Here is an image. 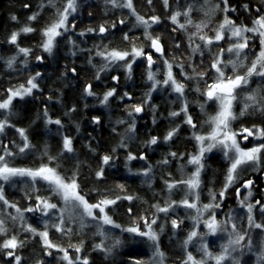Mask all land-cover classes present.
I'll return each instance as SVG.
<instances>
[{
  "label": "trees",
  "instance_id": "obj_1",
  "mask_svg": "<svg viewBox=\"0 0 264 264\" xmlns=\"http://www.w3.org/2000/svg\"><path fill=\"white\" fill-rule=\"evenodd\" d=\"M65 2L66 0H53L50 4L49 0H0V99L8 94L7 89L17 85L24 77L32 76L34 73L44 76L39 79L38 90L22 99L13 100L12 115L8 118L15 128L7 127L5 132L0 134V142H2L0 154H3V146L7 145L11 152L16 153L15 156L6 157L10 166L23 168H36L42 163L49 164L48 157H56L51 161L50 166L56 167L66 177L76 172L80 190L90 202L101 200L105 195L111 199L116 196L134 197L132 200H118L116 204L107 207V214L116 225H120L119 230L104 228L107 238L101 239V236L96 234L95 223L88 222L82 229L76 223L70 226L72 231L68 235L57 232L54 228L48 229L49 238L55 244L67 248L70 244L78 245L83 242L82 258L86 257L89 264H134L143 259L147 261L154 247L153 243L148 242L145 246L131 244L129 238L131 240H143V238L125 233L123 229L134 225L135 221H141V217L149 219L155 214L163 229L162 232L161 228L158 230L160 248L166 253L169 261L181 262L180 258L184 256L187 249L181 247L180 250L166 243L167 239L173 236L172 234L177 233L179 240L183 241L185 234L189 232L188 221L182 219L184 211L177 204L176 209L167 213L157 212L154 205L166 207L170 201L179 202L182 197L175 190L172 195H170L171 191H168L169 182L180 180V177L170 170L189 160V156L196 147L193 130L196 128L201 130V123L204 121L203 125H208L205 114L209 110L208 115L211 116L213 111L211 105L204 111L206 97L203 91L206 84H210L215 79V71L211 68L215 54L221 48H226L229 43L228 33L225 34L224 40L214 42L207 48L198 36L193 37L190 43L189 36L196 31L195 24L201 21L207 22L206 29H210L223 20L225 15L238 25L252 27L253 21L258 16L264 15V9H262L264 0H228L226 13L222 11L225 5L221 0H169L167 8L163 5V0H152L151 4L147 0H133L135 11L139 15L144 17L155 15L160 18L159 23L153 25L149 32L152 36H158L163 42L164 55L169 54L171 48L173 50L171 53L174 56L172 63L174 62L175 78L185 84L188 111L196 125L193 128L187 123L178 125L184 119L183 114H180L178 118L169 117L171 112L179 109L178 103L172 105V108L162 107L154 112L145 105L142 115L132 112V106L141 105L149 91L147 72L144 68L138 67L139 63L136 65L137 68L134 66L131 82L123 81L124 76L121 70L112 69L105 76H100L103 62L102 57L97 55L98 52H107L112 49L126 50L128 45L135 42L141 43L145 52L149 51L150 41L145 37V29L137 25L135 16L128 8L113 5L114 8L111 10L109 0L84 1L79 12L75 14L74 20L70 21L75 25V30L77 28L80 30L71 34L76 43L73 50L74 57L68 54L71 51L70 46L66 44L68 34L58 38L57 44L61 43V46L54 48L53 54H44L41 46L44 42L42 30L56 18V9H62ZM189 5L193 8L191 12L193 24L187 25V30L180 29L178 24L170 20V16L176 11L183 12ZM217 5L219 8L216 7ZM36 13H38L37 19L30 21L28 18ZM13 16L16 17L15 20L12 19ZM186 19L183 15L179 17L180 23H184ZM121 20L124 21L123 24L120 23ZM113 24L115 27H112ZM24 26L36 29L32 33L21 34L18 37L19 47L31 50L27 56L18 53L17 44L8 42L11 34L18 32ZM100 26L106 28L105 33L99 32ZM88 29H95V31H88ZM173 29L176 30L173 31ZM81 32L86 34L79 35ZM203 33H206L205 29ZM125 34L129 40L124 39ZM247 35L252 40L250 47L253 45H256V48L260 47L257 34L249 35L248 33ZM196 45H200L203 55L192 51ZM245 54L248 57L246 62H249L251 56L246 50ZM37 55L43 57L42 62L37 60ZM225 55L233 56L228 53ZM11 57L16 59L12 67H9L8 60ZM191 62L192 65H190ZM180 65H183V70L179 67ZM61 71L64 72V76ZM182 71L187 76L183 75ZM199 72H205L207 75L199 79L195 77V73ZM114 76L118 77L117 82ZM88 86H91V95L86 91ZM197 88L200 89L199 92L196 91ZM112 89H115L114 95L109 97L106 103L103 102L104 95ZM157 98L152 100L153 104L158 103ZM202 102H204L203 110L200 108ZM236 108V112L239 113V107ZM6 115L5 110H0V120ZM49 119L53 121L59 119L61 124L48 123ZM253 124L264 127V116L253 113L233 121V127L236 130L241 127H251ZM176 126H180L179 130L167 144L161 146L160 141ZM18 128L27 130L29 140L34 145L33 149L19 153L17 146L22 147L23 141L16 131ZM204 131L205 127L202 128V132ZM65 137L72 140V152H66L63 149ZM152 137H156L160 145L159 150L153 154L150 153L148 146ZM171 153H176V156L170 155ZM130 154L136 159L129 160ZM105 155L112 159L107 165H102V158ZM143 155L145 158L141 159ZM145 160L150 162V167L146 168ZM205 164L211 169L210 173L207 172L203 190L219 194L228 163L219 155H211L206 158ZM101 167L104 169L103 177L97 178L96 172ZM145 171L148 172L147 175L144 174ZM262 175H264V163L260 165L258 171L244 174L237 183L241 184L253 176L257 183L264 187ZM12 184L6 182L3 185L4 196L21 210L33 206L36 202L35 196L39 194L50 197L51 200H58L49 187L40 186L34 192L29 184L20 182ZM118 185H124V189L121 190L117 187ZM235 199L234 189L231 188L223 202L225 214L235 207ZM262 203H264V197ZM13 209L14 207H11L6 212L3 208L0 217L4 221L11 219L12 226L8 229L6 236L17 235L18 239L26 241L24 247L15 249V253L22 258L20 264H38V262L67 264L61 259L62 252L57 249L52 251L46 249L38 235L24 231L27 225L39 231L44 230L36 214L23 211L25 224L21 222L19 214H14ZM129 209L132 211L129 212ZM12 217L16 219L13 220ZM172 220H177L179 226L174 228L171 224ZM181 220L183 223H180ZM241 221L245 223V219ZM54 222H57V219ZM66 224H69L67 220ZM240 229L243 230V228ZM258 232L251 228L249 230L251 239L255 233L259 235ZM6 236L0 235V243L8 239ZM115 239H120L122 243L113 249V256H106L102 250L95 248V245L100 242H104L105 248H108L112 246ZM247 242L246 237L245 244ZM9 250L0 249V264H16L14 258L7 255ZM48 251L52 254L48 255ZM71 251H74L73 248ZM253 256H255L254 253L244 247L240 264L247 262L251 264L254 261Z\"/></svg>",
  "mask_w": 264,
  "mask_h": 264
},
{
  "label": "snow or ice",
  "instance_id": "obj_2",
  "mask_svg": "<svg viewBox=\"0 0 264 264\" xmlns=\"http://www.w3.org/2000/svg\"><path fill=\"white\" fill-rule=\"evenodd\" d=\"M112 4H116L117 0H109ZM149 4L152 3V0H147ZM221 2L225 5V8L222 9L225 13L228 11V0H221ZM49 3L52 4L53 0H49ZM163 5L165 8L169 5V0H163ZM121 7L128 8L132 11V14L135 16L137 25L143 26L145 29V37L150 41V48L154 49L155 52L160 53L163 56V46L160 44V38L153 37L151 33L148 31L152 27L153 24H158L160 18L158 16H151L147 19L144 16L139 15L135 11V7L133 4V0H126V3L120 5ZM77 0H66V3L62 9H56V18L52 20L43 30L42 35L45 38L42 43V48L45 52L51 53L54 46L56 38L62 36L64 32L69 30L68 18L70 15L77 12ZM219 8V5L216 6ZM247 8V5H245ZM193 8L189 5L183 12L176 11L170 16V20L174 24H178L180 29L187 30V25H192L193 20L191 19V12ZM234 11V9H233ZM257 11H259L257 9ZM183 15L187 19L184 23H180L179 17ZM38 13L33 14L28 19L30 21H34L37 19ZM13 20L16 19L15 16L12 17ZM121 24L124 23L123 20L120 21ZM71 27H75V25H71ZM112 27H115L113 24ZM208 27V24L201 21L198 24H195L196 31L191 33L189 36L190 43L192 42V38L198 36L201 41L204 42V46L207 48L212 45L214 42H219L225 39V32L229 33V40L232 42L228 45V47L221 48L218 53L215 54L212 62L211 68L215 71L216 76L211 84H206V87L203 91V95L209 101H214L217 105V111L215 115L209 116L206 123L211 125L210 131L206 135H195V139L198 141L200 147L198 154L193 155L188 163L195 165V171L192 173L190 177L185 180L177 181L175 183H169L167 186L169 189L177 187L178 185H185L189 190V195L194 196V202H190L187 197L182 201H170L166 207H161L160 205H154L157 212L167 213L169 209L173 208L174 205H182L187 208L195 209L196 216L193 218L196 221V226L201 222V217L205 212L209 213V218L207 220H203L202 222L206 225L208 232L207 233H198V231L193 230L189 233L187 239L185 240V248L188 244L192 243L194 238H199V248L198 251L201 253V258L197 259L192 252H186V259L182 261V264H240L239 258L237 256H233V253H236L238 249L242 250L244 247L249 248L251 250V237L250 233L247 230L241 231L238 228V225L235 221L236 218L228 215L227 218L223 220H217L215 210L219 209L221 204L216 201V194L211 193V203L204 204L201 207H198L197 202L199 201V193L196 191L200 188L201 179L200 174L201 171L205 168L204 157L206 153H210L213 149H221L224 153V156L230 160V167L228 169V174L225 181V188L219 193V196L222 198L224 193L227 191V188L231 186L235 180L237 179V170L246 164H256L261 160V153L264 152V142L257 143L250 148L241 147L242 141H248L249 138H253L258 141H264V127L253 125L252 127H241L239 131L233 130L232 122L238 120L245 115H250L253 113H259L264 116V89L258 87L254 90H249L246 95L241 92H238V89L246 88L252 77H260L264 79V15L258 16L257 19L253 21V26L248 27L247 25H236L235 21L228 18L226 15L223 19V22L218 25L215 29H213V35L208 36L206 33H203V30ZM176 29H173L175 31ZM36 31L35 28L31 26H24L18 32H13L9 38V43L17 44L18 53L24 54L27 56L30 53V49L19 47L17 41L18 37L21 34H28ZM88 31H95V29H88ZM106 31L104 26H100L99 32L103 33ZM248 33L258 34L259 42H260V51L255 56V59L251 60L250 65L246 68L243 74H240L237 69L244 68L245 61L248 59L247 54H245V49L249 47V43L251 37H249ZM83 34V33H81ZM235 38V39H233ZM125 40H129L127 34L124 36ZM179 47V45H177ZM194 53L200 52V55H203V51L200 48V45H196L192 48ZM227 52L232 54L235 59L224 60V53ZM97 55L104 57L108 62L100 69L103 71L110 64L114 62L124 61L126 67L129 72H131L132 64L135 63L136 58L144 57L147 60L149 71L147 73V78L150 81H153V90H155L157 85H168L171 86L172 91L179 94V96L183 97L185 91V84L182 82H178L173 75V65L167 60L164 63L167 66L166 78L163 81L156 79V73L151 71V66L155 63L151 54L146 53L143 47H137L135 43H132L130 50H118L112 49L107 52H98ZM131 57V59H129ZM16 57H11L8 60V66L12 67L13 62ZM37 59H42L41 57H37ZM231 66L233 72L231 75H226L225 69ZM181 70H183V65L179 66ZM74 71V70H73ZM182 74L187 76L186 73ZM40 73H36V76H39ZM207 75L205 72L195 73V77L199 79H203L204 76ZM36 76L31 77L27 81V85L21 84L16 88L7 89V97L0 101V110H5L7 115L4 119L0 120V134L5 132L7 127L15 128V125H12L9 120V116L12 115L11 108L13 100L16 98H23L24 96L31 95L33 89L38 88V84L34 81ZM99 78V77H97ZM188 79H192L193 77H187ZM116 79V77H114ZM91 86L86 88V91L89 95H91L90 91ZM196 91H200L199 88ZM115 93V89L108 91L104 97L103 102H107L108 98L113 96ZM127 95V93H125ZM150 98V94L149 97ZM243 101L242 107L237 113L234 110V105L237 102ZM201 109L204 108V104L200 105ZM142 106L133 105L132 112L139 113L141 112ZM181 111L186 115V123L191 125L192 127H196L193 123L192 117L187 115V102H185L184 106L181 108ZM180 113L172 112V116H177ZM131 115V113H130ZM45 116H47V112L45 111ZM48 123H55L57 125L61 124L59 119L53 121L49 119ZM134 124L132 128L134 129ZM19 136L22 138L23 146H17L19 153H24L26 150H31L34 148V145L31 144L29 137L27 135V130L24 128L16 129ZM178 131V128L169 131L168 134L164 137V139L170 140L173 135ZM241 137V140H238L237 137ZM2 143V142H0ZM150 144H156L157 138L152 137L149 141ZM63 149L66 152H72V140L68 137H65L63 140ZM16 153L11 152L7 145L3 146V154H0V181L8 182L12 180L14 177H27L30 178L33 183V191H37L34 187L35 182L37 180L45 181L48 187L51 189L52 194L59 196L64 204L65 208L58 207L57 204L50 202V197H41L39 195L35 196V200L38 202L35 207H29L27 209L21 210L17 208V212L20 213V219L22 223L26 222L23 220V211L27 212H41L43 215L47 216L50 210H57V223H52L49 225L48 221L45 220L43 224L42 231L37 230L31 225H27L24 227V231L31 232L33 235H38L41 238V241L46 249H57L58 251L63 253L61 259L67 261V264H89V261L86 257H81L79 253L82 250L83 242L80 245L70 244L69 247L75 249L77 255L75 259H73L68 252L67 248H64L58 244L53 243L49 239V227L54 228L57 232H60L64 235H68L71 233L72 229L70 227H66L65 220V210L68 206L73 208H82L83 214L87 217H92L94 220L100 219L103 221V224L114 225L119 228L120 225H115L114 221L110 216L105 212V208L109 205H114L118 200L134 199L133 196H116L114 199L108 198L107 195L104 196L103 199L99 200L95 204H91L85 198V195L81 194L80 185L77 182L78 174L73 172L70 177H66L62 175L56 167L50 166L51 161L55 160L56 157L49 156V164H41L36 168H23V167H14L10 166L9 161L6 157L15 156ZM45 155L47 152L45 151ZM170 155L176 156V153H171ZM144 159L145 157H140ZM112 157L105 155L102 158V165H107ZM129 160L136 159V157L131 154L128 157ZM167 161H165L166 163ZM104 169L101 167L97 172V178L103 177ZM147 175V172L144 173ZM252 180H247L245 182V187H250L252 185ZM118 188L121 190L124 189V185H118ZM249 196H251V192H249ZM31 198V197H29ZM0 201H4L5 204L9 202L6 200L4 196L3 186L0 185ZM241 204H244V201H241ZM260 204V201H256L255 204L248 203L245 205L247 208V224L248 228H256V229H264V223H257L255 221V217L253 215V210L256 205ZM11 207H16L15 204L10 205ZM94 209H99L100 213L103 215L100 217L95 216ZM129 212L132 210L129 209ZM260 211L264 213V205H261ZM13 220L16 217H12ZM141 221H143L146 231H142L138 224H135L132 227L123 229V231L134 234L140 237H147L148 240L153 242L155 247L154 255L158 257H163V253L159 251L158 248V240L159 235L157 231H155L152 227L153 224L156 223L157 217L155 214L151 219V222L148 221V218L141 217ZM180 223H183L181 220ZM171 224L174 228L178 227L179 224L177 220H172ZM85 225L81 222L80 227L83 228ZM231 229V230H230ZM8 228L3 219H0V235H7ZM161 232L163 229L161 228ZM219 233H223L227 237V242L220 247L219 252H211L208 248V244L204 237L206 235H217ZM99 235L104 236V232L100 231ZM246 237L248 238V243L246 245L242 244L245 241ZM107 238V237H105ZM26 241L18 239L17 235H12L8 239H5L3 243H0V249H10L7 252V255L13 257L16 264H20L21 256L15 253V249L24 247ZM122 243L120 239H115L112 246L105 248L103 243L95 245L96 249L105 251L106 253H111L114 248L119 246ZM48 255H51V251L47 252ZM261 260L264 262V251L261 252ZM38 264H42V262H38ZM135 264H143L141 261H136Z\"/></svg>",
  "mask_w": 264,
  "mask_h": 264
},
{
  "label": "rangeland",
  "instance_id": "obj_3",
  "mask_svg": "<svg viewBox=\"0 0 264 264\" xmlns=\"http://www.w3.org/2000/svg\"><path fill=\"white\" fill-rule=\"evenodd\" d=\"M86 2V0H77V5H78V7H77V12H79V10H80V7ZM88 1V0H87ZM259 1H261V0H259ZM84 2V3H83ZM66 3V2H65ZM124 3H126V0H117V3L115 4V6H120V5H122V4H124ZM65 5V4H64ZM113 5L114 4H112L111 2H109V7L111 8V10L114 8L113 7ZM64 7V6H63ZM131 11V10H130ZM76 12V13H77ZM76 13H74V14H72V15H70L69 16V18H68V23H69V25H70V27H69V30L67 31V32H64V34L62 35V36H65L66 34H68V38H67V45H69L70 46V48H71V51L68 53V54H70V56H71V54H72V57H74V55H73V50H75L74 48H75V40H74V38H73V36L71 35L72 33H74V32H79L80 30H79V28H77V30H75V27L73 28V27H71V25H73L72 23H70V21H73L74 20V18H75V14ZM137 13V12H136ZM149 16H147V17H145L146 19L148 18ZM137 22V21H136ZM223 22V20H221V21H219L216 25H215V27H211L210 29L208 28V29H206L205 28V32H206V34L208 35V36H212L214 33H213V29H215L216 27H218V25L220 24V23H222ZM207 23V22H206ZM198 24V23H197ZM153 25H155V24H153ZM153 25H152V27H153ZM236 25H238V24H236ZM252 26H253V24H252ZM151 27V28H152ZM144 28V27H143ZM151 28L150 29H148V31H150L151 30ZM207 30V31H206ZM106 32V31H105ZM105 32H103V33H105ZM81 33H83V34H81ZM81 33H79V35H85L86 33H84V32H81ZM227 32H225V34H226ZM78 34V33H77ZM249 35H250V33H249ZM258 35V34H257ZM62 36H59V37H57L56 38V41H55V46H54V48L56 49V47H58V45H60L61 46V43L60 44H57V40H58V38H62ZM77 36V35H76ZM153 37H157V36H154L153 35ZM228 37H229V33H228ZM42 39L44 40L45 38L44 37H42ZM233 39H235V38H233ZM258 40H259V38H258ZM251 41L252 40H250V43H249V47L247 48V49H245L246 51H248V54L251 56V57H249V62L247 61H245V66H244V68H240V69H237V70H239V72H240V74H243L244 73V71L246 70V68L250 65V62H251V60H253V59H255V56L259 53V51H260V47L259 46H257V48H256V45H253L252 47H250V45L252 44L251 43ZM228 45L232 42V40L231 41H229V39H228ZM135 44H136V46L139 48V47H141L142 45H140L141 43H136L135 42ZM149 45H150V43H149ZM131 46L132 45H128L127 46V48H126V50H130L131 49ZM143 47V49H144V46H142ZM228 47V46H227ZM226 47V48H227ZM54 48H53V50H52V52L51 53H48V52H45V51H43V53L44 54H48V55H51V54H53V52H54ZM225 48V49H226ZM121 50H123V49H121ZM110 51V50H109ZM171 52H173V50H172V48L170 49V53L169 54H163V56H160L159 58L158 57H153V60L155 61V63L151 66V71H153L154 73H156V79L157 80H160V81H163L165 78H166V72H167V66H166V64L164 63V61L165 60H167L168 62H170V63H172V60L174 59V56L172 55V53ZM219 52V51H218ZM225 53H227V52H225ZM225 53H224V55H225ZM229 54V53H228ZM37 57H41V58H43L42 56H40V55H37L36 56V58ZM129 59H131V57L129 58ZM223 59L226 61V60H228V59H235V57H233V56H231V57H225V56H223ZM38 60V59H37ZM42 61L43 59H39L38 61ZM102 66L103 65H105L106 63H108L106 60H105V58L104 57H102ZM139 63V65H138V67L140 68V69H145L146 70V72L148 73V71H149V66H148V63H147V60L144 58V57H139V58H136V60H135V63H133L132 64V67H131V72H129L128 71V69H127V67H126V64H125V62L124 61H119V62H114V63H112V64H110L109 65V67H107L106 69H104L101 73H100V76L101 77H103V76H105L109 71H111L112 69H114V70H121L122 72H123V76H124V79H123V81L124 82H131V80H132V72H133V70H134V66L136 67V65ZM174 63V62H173ZM172 63V65H173V69H172V71H173V75H174V77H176L175 76V73H174V64ZM193 63L191 62L190 63V65H192ZM137 68V67H136ZM225 72H226V75H231L232 74V72H233V70H232V68H231V66H229L227 69H225ZM61 73L63 74V76L65 75L64 74V72H62L61 71ZM115 74H118V73H115ZM41 75V74H40ZM36 76V73H34L32 76H27V77H24V79H22L17 85H15L14 87H12L13 89L14 88H16V87H19L21 84H24V85H27V81H28V79L29 78H31V77H34V76H36V79H35V83L36 84H38V88H36V89H33V91H32V93H34L36 90H38L39 89V79L40 78H44V76ZM215 76H216V73H215ZM115 77V76H114ZM147 80H148V78H147ZM177 80V79H176ZM178 81V80H177ZM179 82V81H178ZM183 83V82H182ZM147 84H148V89H149V91H148V94H147V96L145 97V99H144V104L142 103L140 106H142V109L144 110V108L147 106V108L150 110V108L152 109L151 111L152 112H154V110H158V109H162V107H167V106H170V108H172V105L174 106L176 103H178L179 104V106H178V108L179 109H177V110H174L173 112H178V113H180V114H183L184 115V119L182 120V121H180L179 123H178V125H180L181 123L182 124H186V115H185V113L184 112H182L181 111V108L184 106V104H185V102H187V96L185 95V91H184V95H183V97H181V96H179V94H177V93H175V92H173L172 91V88H171V86H168V85H163V84H161V85H157L156 86V88H155V90H153V81H150V80H148V82H147ZM258 87H260V88H262V89H264V79H262V78H260V77H256V76H253L252 77V79H251V81H250V83H249V85L246 87V88H243V89H238L237 91L238 92H241V93H243L244 95H246L247 94V92L249 91V90H254V89H256V88H258ZM31 93V94H32ZM149 94H150V98H148L149 97ZM8 95V94H7ZM7 95L3 98V99H0V101H3L6 97H7ZM28 96V95H27ZM25 97V96H24ZM155 97H158L157 98V101H158V103L157 104H153V102H152V100L155 98ZM206 104V109H204V111L205 110H208L209 109V105H211V110L213 111V112H211V113H213L212 115H215V113H216V111H217V105H216V103L214 102V101H209V100H205L204 101ZM204 102H202L201 104H204ZM242 103H243V101H240V102H237L235 105H234V110L236 111L237 110V106L239 107V110L241 109V107H242ZM146 105V106H145ZM150 107V108H149ZM201 108V107H200ZM141 111V112H139V113H135V114H139V115H142L143 113H144V111ZM201 110V109H200ZM203 110V109H202ZM172 113V112H171ZM208 113H209V110L207 111V113L205 114V116L207 115V118H206V120H208V118H209V115H208ZM180 114L179 115H177V116H172L171 114H170V116L169 117H171V118H178L179 116H180ZM187 115H190V113H189V111H188V105H187ZM191 116V115H190ZM192 117V116H191ZM192 120H193V117H192ZM205 122V121H204ZM203 122V123H204ZM194 123V122H193ZM203 123H201V130H198L197 128L196 129H194L193 131V139H194V141H195V145H196V147L194 148V151L192 152V154L189 156L190 158L193 156V155H196V154H198V151H199V147H200V145H199V143H198V141L195 139V135H206L209 131H210V129H211V125L210 124H208L207 126L206 125H203ZM205 124V123H204ZM253 125H255V124H253ZM252 125V126H253ZM251 126V127H252ZM259 126V125H258ZM179 127L180 126H176V127H174L173 129H176V128H178V130H179ZM198 127H200V126H198ZM203 127H205V131L204 132H202V128ZM193 128V127H192ZM232 128H233V130H236L235 129V127H233V122H232ZM248 128H250V127H248ZM173 129H171L170 131H172ZM236 131H239V130H236ZM168 134V133H167ZM166 134V135H167ZM237 139L238 140H241V137H237ZM171 140V139H170ZM170 140H165L164 138H163V140H161L160 141V144H161V146H162V144H167ZM132 142V141H131ZM158 142H159V140L157 139V143L155 144V146H154V144H150L149 143V150H150V153H154L156 150H159V146L160 145H158ZM260 142H264V141H258V140H255V139H253V138H249V140L248 141H242L241 142V147H243V148H250V147H252L253 145H255V144H257V143H260ZM157 145V146H156ZM152 146H154V148H152ZM211 155H219L223 160H225L227 163H228V167H227V171H226V175H225V179H224V181H223V183H222V185H221V190H220V192L225 188V181H226V177H227V174H228V169H229V167H230V160L228 159V158H226L225 156H224V153H223V151L221 150V149H219V148H217V149H213V151L212 152H210V153H206L205 154V157H204V163H205V160H206V158H209ZM189 158V159H190ZM189 161V160H188ZM188 161H186V162H184L183 163V165L182 164H180V165H178V166H176V168H170L171 170L170 171H174L176 174H177V176H179L180 177V180L179 181H181V180H185V179H187L188 177H190L191 175H192V173H194V171H195V168H196V166L195 165H192V164H189L188 163ZM264 163V152H262L261 153V160L258 162V163H256V164H251V163H249V164H246V165H243V166H241L238 170H237V179L235 180V182L231 185V186H229L228 188H227V191L224 193V196L221 198L220 196H219V194H216V201L217 202H220V204H221V206H220V208L219 209H217V210H215V213H216V218H217V220H223V219H225V218H227V216L228 215H231L232 217H234V218H236L235 219V221L234 222H238L237 223V225H238V228L240 229V228H243V230H241V231H244V230H247V231H249L250 229L248 228V224H247V215H248V213H247V208L245 207V205L246 204H248V203H252V204H255L256 203V201H259L258 200V198H255V195H254V193H255V190H254V188L253 187H255V185L254 186H252L250 189L248 188L247 190H245L242 194H241V196L239 197V196H237V194H236V191H237V189H238V186H239V184L237 183L243 176H244V174L245 175H247L248 173H250V172H255V171H258L259 169H260V165L261 164H263ZM149 164H150V162H148V161H146L145 160V162H144V165L146 166V168H148V167H150L149 166ZM166 169L168 170V168L166 167ZM211 169V168H210ZM210 169L209 168H207L206 167V164H205V168L201 171V174H200V179H201V185H200V188L199 189H197L196 191L199 193V201H195V202H197V205H198V207H201L202 205H204V204H208V203H211L212 202V200H211V191L210 190H208V192L207 191H205L204 192V190H203V183H204V180H205V178H206V176H207V172L208 173H210ZM169 171V170H168ZM167 171V172H168ZM146 172V171H145ZM147 174H148V172H147ZM211 174H212V172H211ZM210 174V177L212 178V175ZM262 177V182H264V175H262L261 176ZM251 178H254L253 176H251ZM214 180V179H213ZM212 181V180H211ZM9 183H13L12 185H15V183H17L18 184V182H20V183H22V184H29L30 185V187L31 188H33V183L31 182V180H30V178H27V177H14V178H12V180H10V181H8ZM175 182H177V181H172V182H169V183H175ZM6 182H3V181H0V185H4ZM40 186H45V187H48V185H47V183L45 182V181H42V180H37L36 182H35V185H34V187H35V189L36 190H38L39 188H40ZM24 187H26L25 185H24ZM23 187V188H24ZM262 187V186H261ZM231 188H233L234 189V193H235V196H236V199H235V207L233 208V209H231V211L229 212V213H227V214H225L224 213V207H223V202L226 200V196H227V193H228V191L231 189ZM174 190L180 195V196H182L181 197V199H180V201H182L183 199H185L186 197H187V199L190 201V202H194V200H195V198H194V196H192V195H189V190H188V188L185 186V185H178L177 187H174V188H171V189H169L168 188V191H171V194L170 195H172L173 194V192H174ZM219 192V193H220ZM249 192H251V196H249ZM213 193V192H212ZM81 194L82 195H84L83 194V192L81 191ZM262 194L264 195V193L262 192ZM39 196H41V197H47V196H45V195H43V194H39ZM217 196H218V200H217ZM171 197V196H170ZM5 198H6V200L9 202L8 204H5L4 203V201H0V214H1V212H2V209L4 208V211H6V212H8V210L11 208V206L10 205H12V204H14L13 202H11L10 200H8L7 199V197L5 196ZM58 200H51L50 199V202L51 203H55V204H57L58 205V207H60V208H65V204H64V202H63V200L59 197V196H57L56 197ZM86 198V197H85ZM87 199V198H86ZM59 201V202H58ZM99 200H97V201H93V202H90V201H88L89 203H91V204H95V203H97ZM179 201V200H178ZM241 201H244V204H241ZM38 202L36 201V202H34V205L33 206H30V207H35V205L37 204ZM262 202H260V205L258 206V205H256V207L254 208V210H253V215H254V217H255V221L257 222V223H264V213H262L261 211H260V207H261V205H264V203H262ZM180 206V209H183V211H184V214H182V219H185V220H187L188 221V224L190 225V230H189V232L187 233L188 235H189V233L191 232V231H193V230H196V231H198V233H207L208 232V229H207V227H206V225L202 222L203 220H207L208 218H209V213L208 212H205L204 213V215L201 217V222L199 223V225L198 226H196V221L193 219L195 216H196V210L195 209H191V208H187V207H184V206H182V205H179ZM108 207V206H107ZM107 207L105 208V212L107 213ZM29 208V207H28ZM177 208V206L176 205H174L173 206V208H171V209H169V211L170 210H174V209H176ZM27 209V208H26ZM14 214H19L20 215V213H18L17 212V207H14ZM94 211V214H95V216H97V217H100V216H102L103 214L102 213H100V211H99V209H94L93 210ZM33 213H35L36 215L35 216H37V220H39V221H41V223L42 224H44V221L45 220H47L48 221V223H49V225H51L52 223H57L58 222V220H57V222H54V220L55 219H57V216H58V211L57 210H55V209H53V210H50L49 211V214L47 215V216H45V215H43L41 212H39V211H37V212H33ZM24 214V213H23ZM64 215H65V220H67V222L69 223V224H65V226L67 227V225H69V227L70 226H73V225H76V223H77V225L79 226V228L80 229H82L81 227H80V224H81V222L86 226L87 224L86 223H95L96 224V234H98L99 235V232L100 231H103L104 232V236H101V239H105V237H106V235H107V233L105 232V230H104V228H106V227H109V228H111V230H119L120 228H117V227H115L114 225H107V224H103V221L102 220H100V219H96V220H94L92 217H87V216H85L84 214H83V209L82 208H73V207H71V206H68L67 208H66V210H65V213H64ZM108 215V214H107ZM109 216V215H108ZM53 218V220L51 221V219ZM153 217H150L149 219H148V221L149 222H151V219H152ZM0 219H1V217H0ZM242 219H245V223H244V221H241ZM10 221H11V219L10 220H8V221H5V223H6V226H7V228L9 229V228H11V226H12V224L10 223ZM115 224V223H114ZM135 224H138L139 225V227H140V229L142 230V231H146L147 229L145 228V225H144V223H143V221H135V223H134V225ZM116 225V224H115ZM134 225H132V226H134ZM84 226V227H85ZM114 226V227H113ZM132 226H129V227H132ZM161 223H159V220L158 219H156V223L155 224H153L152 225V227H153V229L155 230V231H157V233H158V235H159V228H161ZM51 227H49V229H50ZM128 228V227H127ZM256 228H254V230H255ZM231 230V229H230ZM257 231H259L258 233H259V235H257V233H255V234H253V237H252V239H251V251H252V253H254V255L255 256H253V258H254V261L253 262H251V264H264V262H262V260H261V252L262 251H264V229H256ZM125 233H128V232H125ZM130 235H132V236H136V235H134V234H131V233H129ZM187 234H185V239L184 240H186L187 239V237H188V235ZM173 236H170L168 239H167V243L166 244H168L170 247L172 246V247H177L178 249H180L181 250V247H185V244H184V240L182 241V240H179V237H178V235H177V233H175V234H172ZM108 236V235H107ZM6 237H8L9 238V236H6ZM140 237V236H139ZM129 238V237H128ZM141 238H143V240L142 239H136V240H131L130 238H129V241H130V243L131 244H138V245H142V246H145L146 244H148V242L149 243H153L152 241H150V240H148L147 239V237H141ZM50 239V238H49ZM204 239L206 240V242H207V244H208V248H209V250L211 251V252H214V253H216V252H219L220 251V247H221V245H223V244H225L226 242H227V237H226V235L225 234H223V233H219V234H217V235H206L205 237H204ZM146 240V241H145ZM199 238H194L193 239V241H192V243H190V244H188L187 245V247H186V251H185V253H184V256L182 257V258H180L181 259V262L179 263V262H172V261H169V259L166 257V253H164L163 251H162V249L160 248V246H159V240H158V248H159V251L160 252H162L164 255H163V257L161 258V257H158V256H155L154 255V252H155V247L156 246H154L153 247V249H152V252H151V254L149 255V258H148V260L146 261V260H142L141 262H144L143 264H182V261L183 260H185L186 259V252H192L193 253V255L197 258V259H200L201 258V253L198 251V248H199ZM54 243V242H53ZM100 243H103V245H104V242H100ZM99 243V244H100ZM248 243V242H247ZM246 243V244H247ZM113 244V243H112ZM242 244H244V245H246L245 244V241H243L242 242ZM78 245H80V244H78ZM105 247V246H104ZM245 248H247V247H245ZM67 249H68V252H69V255L73 258V259H75V257H76V255H77V253H76V251H75V249H73L74 251L72 252L71 251V248L70 247H67ZM244 249V248H243ZM51 251L52 250H56V249H50ZM247 250H249L248 248H247ZM242 252H243V250H242ZM103 253L104 254H106V256H113L114 254V250L111 252V253H106L105 251H103ZM241 250L240 249H238L237 250V252L236 253H233V256H238L239 255V261L241 260ZM79 255L82 257L83 255H82V251L79 253ZM146 261V262H145ZM67 262V261H66ZM135 264V263H134ZM211 264H214V262H211ZM228 264H231V262H228ZM245 264H250V262H247V263H245Z\"/></svg>",
  "mask_w": 264,
  "mask_h": 264
},
{
  "label": "flooded vegetation",
  "instance_id": "obj_4",
  "mask_svg": "<svg viewBox=\"0 0 264 264\" xmlns=\"http://www.w3.org/2000/svg\"><path fill=\"white\" fill-rule=\"evenodd\" d=\"M262 9H264V3H263V8ZM255 10H257V9H255ZM160 43L162 44V46H163V53H164V50H165V46H164V44H163V42L160 40ZM224 48V47H223ZM146 53H149V54H151L152 55V57H160L161 55H160V53H157V52H155V50L154 49H152V48H149V51H147ZM225 54H227V53H225ZM225 57H226V55H224ZM40 62H42L41 60H40ZM115 80V82H117L118 81V78L117 79H114ZM212 83V82H211ZM210 83V84H211ZM243 183V182H242ZM241 183V184H242ZM241 184H239V186L241 185ZM255 185V187H253L254 188V190H255V198H258V200L260 201V202H262V200H263V197H264V195L262 194V192L264 193V187H261V185H260V183H257V181L255 180V183L253 184V185H251V187L252 186H254ZM238 186V187H239ZM251 187H249V189L251 188ZM247 190V189H246ZM245 191V190H244ZM243 193V192H242ZM241 193V194H242ZM241 196V195H240ZM239 196V197H240Z\"/></svg>",
  "mask_w": 264,
  "mask_h": 264
},
{
  "label": "water",
  "instance_id": "obj_5",
  "mask_svg": "<svg viewBox=\"0 0 264 264\" xmlns=\"http://www.w3.org/2000/svg\"><path fill=\"white\" fill-rule=\"evenodd\" d=\"M161 44V43H160ZM162 45V44H161ZM116 79L118 78L117 76H115ZM144 157V155H143ZM247 180H252V185L255 183V179L254 178H251V179H247ZM243 181V183L238 187L237 191H236V194L237 196H240L242 192H244V190L248 189L249 187H245V182L247 181ZM251 187V186H250Z\"/></svg>",
  "mask_w": 264,
  "mask_h": 264
}]
</instances>
